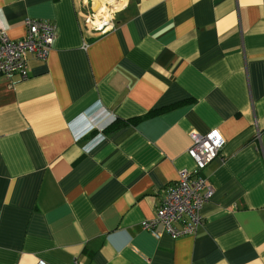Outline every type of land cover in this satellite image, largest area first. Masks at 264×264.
Returning a JSON list of instances; mask_svg holds the SVG:
<instances>
[{"label": "crops", "instance_id": "0c3cea01", "mask_svg": "<svg viewBox=\"0 0 264 264\" xmlns=\"http://www.w3.org/2000/svg\"><path fill=\"white\" fill-rule=\"evenodd\" d=\"M109 5L100 33L85 19ZM116 6L0 0L13 39L28 18L57 27L28 78L0 77V264H264V0ZM212 129L226 143L198 232L145 229Z\"/></svg>", "mask_w": 264, "mask_h": 264}, {"label": "built area", "instance_id": "2783aa9c", "mask_svg": "<svg viewBox=\"0 0 264 264\" xmlns=\"http://www.w3.org/2000/svg\"><path fill=\"white\" fill-rule=\"evenodd\" d=\"M105 7L89 12L85 19L89 26L100 33L114 27L115 6H107V14H101ZM25 25L26 35L21 39H13L6 29H0V77L13 78L19 75L21 79L28 78L29 56L46 60L53 48L57 34L54 22L28 18ZM104 127H99L97 119L89 130L103 131ZM225 143L226 139L219 129L206 133L192 131L188 153L195 161V168L180 171L174 183L163 187L155 217L145 219L142 223L145 229L155 232L157 225L162 224L164 230L174 238L198 232L203 223L202 207L214 194V186L203 170L219 156ZM40 264L47 263L40 261ZM69 264L84 263L76 259Z\"/></svg>", "mask_w": 264, "mask_h": 264}, {"label": "rangeland", "instance_id": "374dc122", "mask_svg": "<svg viewBox=\"0 0 264 264\" xmlns=\"http://www.w3.org/2000/svg\"><path fill=\"white\" fill-rule=\"evenodd\" d=\"M125 2V0H114V4H116V9L119 8L123 3ZM107 7H105L104 11L101 12V14H107Z\"/></svg>", "mask_w": 264, "mask_h": 264}, {"label": "trees", "instance_id": "16d2710c", "mask_svg": "<svg viewBox=\"0 0 264 264\" xmlns=\"http://www.w3.org/2000/svg\"><path fill=\"white\" fill-rule=\"evenodd\" d=\"M164 109V108H163ZM166 109V108H165ZM155 111H158V110H155Z\"/></svg>", "mask_w": 264, "mask_h": 264}]
</instances>
